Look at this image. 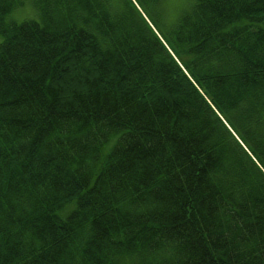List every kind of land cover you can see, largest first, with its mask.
Instances as JSON below:
<instances>
[{
	"label": "trees",
	"instance_id": "obj_1",
	"mask_svg": "<svg viewBox=\"0 0 264 264\" xmlns=\"http://www.w3.org/2000/svg\"><path fill=\"white\" fill-rule=\"evenodd\" d=\"M162 2L0 0V264H264V0Z\"/></svg>",
	"mask_w": 264,
	"mask_h": 264
},
{
	"label": "rangeland",
	"instance_id": "obj_2",
	"mask_svg": "<svg viewBox=\"0 0 264 264\" xmlns=\"http://www.w3.org/2000/svg\"><path fill=\"white\" fill-rule=\"evenodd\" d=\"M19 4L8 16L9 19L21 22L26 19H40L36 0H18ZM190 0H163L162 2V22H172L179 13L188 7ZM0 40L2 37L0 36ZM114 138H112L113 140ZM112 142L108 143L103 151L105 154L111 147Z\"/></svg>",
	"mask_w": 264,
	"mask_h": 264
},
{
	"label": "snow or ice",
	"instance_id": "obj_3",
	"mask_svg": "<svg viewBox=\"0 0 264 264\" xmlns=\"http://www.w3.org/2000/svg\"><path fill=\"white\" fill-rule=\"evenodd\" d=\"M173 2H175V0H173Z\"/></svg>",
	"mask_w": 264,
	"mask_h": 264
}]
</instances>
